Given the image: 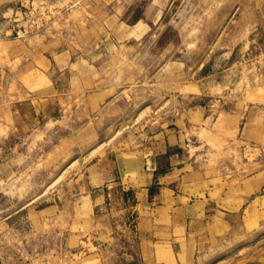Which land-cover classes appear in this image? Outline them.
Returning a JSON list of instances; mask_svg holds the SVG:
<instances>
[{
  "label": "rangeland",
  "instance_id": "374dc122",
  "mask_svg": "<svg viewBox=\"0 0 264 264\" xmlns=\"http://www.w3.org/2000/svg\"><path fill=\"white\" fill-rule=\"evenodd\" d=\"M7 4L11 11L0 18V30H10L0 33V78L11 80L24 70L21 64L42 74L33 84L12 80L8 98L10 130L0 136V162L11 172L0 177V264H143L131 193L119 195L115 185L106 188L90 176L104 154L110 159L140 148L178 111L200 105L210 114L232 109L249 93L264 98V0ZM126 25L132 33H123ZM35 52L87 60L106 98H96L93 82L73 96L72 80L82 81L79 68L52 62L33 68ZM260 157L264 165V153ZM86 168L85 192L107 193L91 214L77 217ZM230 220L224 233L199 244L189 264H264V201L255 198L251 210Z\"/></svg>",
  "mask_w": 264,
  "mask_h": 264
},
{
  "label": "crops",
  "instance_id": "0c3cea01",
  "mask_svg": "<svg viewBox=\"0 0 264 264\" xmlns=\"http://www.w3.org/2000/svg\"><path fill=\"white\" fill-rule=\"evenodd\" d=\"M7 1L10 0H0V18L11 11L9 4L6 7ZM126 27L123 33H132ZM9 31L3 27L0 33L6 35ZM4 42L0 41V51L5 48ZM34 54L33 68L47 69L51 62L58 69L79 68L82 81L78 82L76 76L72 80L73 96L79 86H93V82L98 89L96 98H106L104 89L98 87L100 82H94L95 67L87 60L70 61L61 54L48 59L40 52ZM19 55L13 53L12 57ZM3 56L0 54V59ZM21 65L24 70L17 71L11 80L0 78V92L4 94L0 97V136H6L10 130L6 121L11 112L8 98L12 80L33 84L38 72L42 74L29 70L28 64ZM88 74L90 79L94 78L90 80ZM259 97L257 93H249L245 100L234 103L232 109L210 114L200 105L183 109L169 126L152 133L140 148L122 149L110 159L107 154L105 159L100 158L96 174L90 177L101 179L100 184L106 188L115 185L119 195L121 191L131 193L133 236L141 263L189 264L199 244L224 233L231 217L251 210L255 198L257 202L264 201V193L260 192L264 189V165L260 159L264 153V107L251 105L253 100L264 105V98ZM10 172L9 164L0 162V177H7ZM88 174L86 168L80 176L78 187L83 195L81 208H76L77 217L81 213L91 214L93 205L101 201V192L107 193L98 188L95 196L87 194ZM74 216L73 226L77 222Z\"/></svg>",
  "mask_w": 264,
  "mask_h": 264
}]
</instances>
